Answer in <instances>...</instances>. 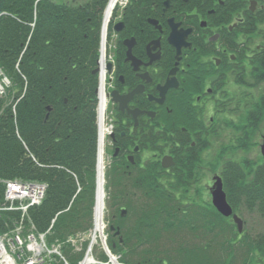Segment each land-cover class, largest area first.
<instances>
[{"label":"trees","instance_id":"16d2710c","mask_svg":"<svg viewBox=\"0 0 264 264\" xmlns=\"http://www.w3.org/2000/svg\"><path fill=\"white\" fill-rule=\"evenodd\" d=\"M182 1L171 0L172 9L163 15L164 0H127L120 14L125 24L120 35L144 32L155 36L157 31L147 22L149 17L162 24L165 34L166 17L174 14L173 8L183 9L192 3ZM107 2L0 0V68L11 82L6 95L0 97V206L4 203L2 180L45 182L43 200L28 207L24 223L31 222L36 232H44L54 218L46 241L58 242L69 264H78L82 259L88 243L84 234L93 225L98 102V74L93 69L97 67L102 15ZM117 19L115 10L107 32L108 41L115 36L114 53L118 41L112 26ZM161 41V60L169 61L170 46L165 37ZM263 103L258 100L255 110L242 115L245 122L233 131L232 148L218 151L219 160H223L226 198L233 212L238 214L244 208L262 218L264 158L260 154L253 157L247 154L258 145L256 139L264 128ZM111 111L115 137L113 104ZM134 132L141 134V127ZM148 132L155 135L160 131ZM111 158L104 173V188L109 196L107 200L105 197L108 208L105 234L107 246L117 255L119 263L235 264L237 245L245 246L241 264H258V255L264 259V234L246 242L245 238H239L244 236L243 230L239 233L232 219L213 207L206 209L201 205L200 211L191 212L183 211L181 204L177 208L173 193L166 195L162 179L149 177L150 170L144 179H131L129 174L122 175L120 180L118 159ZM137 184L142 189L139 195H133L128 187ZM121 205L126 208L124 216L120 215ZM19 218V211L0 210V233L13 229ZM111 224L113 230L109 229ZM226 227H231L228 233H224ZM117 228L119 233L115 234ZM215 230L221 238L216 247ZM211 234L212 239L207 242H195ZM80 235L85 238L77 250L69 238ZM215 248L216 251L220 248L219 252ZM92 251L100 261L96 264H109L103 249L96 251L93 246ZM41 264L65 263L55 258Z\"/></svg>","mask_w":264,"mask_h":264},{"label":"flooded vegetation","instance_id":"af4514ba","mask_svg":"<svg viewBox=\"0 0 264 264\" xmlns=\"http://www.w3.org/2000/svg\"><path fill=\"white\" fill-rule=\"evenodd\" d=\"M169 9H172L171 0L166 10ZM166 10L162 8L163 15ZM173 12L170 16L179 21L181 27L191 28L186 38L190 46L182 48L177 62L175 49L166 40L169 27L162 34L161 23V29L151 24L157 31L153 37L144 32L120 35L124 22L116 34L118 50L110 89H115L119 98L112 103L117 133L112 147L118 149L115 155L118 176L121 180L122 175L130 174L131 179L138 180L145 178L146 171L150 170L149 177L162 179L166 195L173 193L176 207L181 204L183 211L191 212L200 211L202 205L217 211L212 204V190L216 178L220 177L226 193L223 160L220 170L210 173L208 182L201 188L206 177L201 173V157L212 145L216 154L223 148L218 146L223 144L232 148V134L225 139V131L238 128L241 124L237 118L256 109L253 100L264 102V92L258 90L259 85L264 84V0H192L190 6L174 7ZM170 16L166 17V23ZM162 37L170 46L169 61L161 60ZM129 38L134 39L131 48L134 61L125 59L123 42ZM157 38L159 45L153 47L152 41ZM157 52L159 58L149 62V54ZM167 80L169 86L163 101L150 99V96L159 98L157 86ZM134 90L136 92L120 108L122 96ZM140 127L141 134L134 132ZM149 130L160 132L151 135ZM129 156L133 162L129 161ZM128 188L131 194L139 195L142 186ZM206 193L209 206H205L206 199L202 197Z\"/></svg>","mask_w":264,"mask_h":264},{"label":"rangeland","instance_id":"374dc122","mask_svg":"<svg viewBox=\"0 0 264 264\" xmlns=\"http://www.w3.org/2000/svg\"><path fill=\"white\" fill-rule=\"evenodd\" d=\"M120 1V0H119ZM118 1V4H117V8H115L116 12L117 13H121L120 11L122 10V7L124 6L123 3H120ZM119 16V15H118ZM114 43H115V36L113 35L111 37V39L108 41V59L107 61H114ZM111 78H112V74H107L106 76V86L108 87H111ZM99 80V79H98ZM260 86V88L258 89V87ZM259 86L256 87V89H258L261 92H264V84H260ZM107 87V89H108ZM262 90V91H261ZM256 95V94H255ZM256 100H253V105L257 106V103H256ZM111 103L109 101V99L107 98V109H106V128H107V132H106V144H105V159H106V169H108L109 167V163L111 162V157H112V142H111V138L109 137V132L111 130V125L110 123L112 124L113 122L110 120V117L112 116V111H111ZM237 122L238 124L240 125L241 123H244L245 120L242 118V116H239V118H237ZM247 123V122H246ZM264 126V125H263ZM233 131H237V128H234L232 129V131H225L224 134H226L225 136V139L229 138V135L230 134H233L234 132ZM263 131V129H262ZM262 131L261 133L258 135L257 137V143L258 145L253 147V149L247 154L249 155L250 157H253L254 155H257V154H260V144H261V134H262ZM225 146V144H223ZM224 146H218V148H221V147H224ZM218 156V158H217ZM201 163H202V166H201V173L203 176H206L205 179L203 180V183L201 182V188L205 187V184L208 182V177L211 176L212 172H214L215 169H217V171L220 170V160H219V155L216 154L215 152V146H211V150H208V152L202 154V157H201ZM211 173V174H210ZM207 178V180H206ZM106 200L108 199V190L106 189ZM200 195V194H199ZM205 194L202 195V197H204L206 199V203L207 201L209 200L208 198V194L206 193V196H204ZM201 197V195H200ZM120 198V196H119ZM201 202V201H200ZM210 202V201H208ZM205 203V204H206ZM209 203H207L205 206H209L208 205ZM121 208L125 206L121 205L120 206ZM240 215V217L243 219V237H239V238H245L246 242L247 241H251L253 239H257V235L258 234H264V218H262L258 213L256 212H250V211H247L246 209L242 208L240 210V213H238ZM108 217V208L107 206L105 205V208H104V223H105V226H104V238H105V242H106V234H105V229L107 228V221H106V218ZM224 225H226L227 223L224 222L223 223ZM228 226V225H226ZM204 228V227H203ZM231 228V227H230ZM229 227H226L224 231V233H228L229 230H230ZM92 229V228H91ZM90 229V230H91ZM88 230L87 233L90 231ZM202 230V229H201ZM204 231L205 228H204ZM215 232L217 233V235L215 237H213V241H214V246L216 247L217 246V240H221V238L219 239V235L218 234V231L215 230ZM223 232V231H222ZM85 233L84 235L88 237V234ZM81 236V235H80ZM209 239H212V234L209 235L208 237H205L204 239H196L195 242H198L199 243H204V242H207ZM87 240L89 241V238H87ZM98 243L94 245V249L96 247V251H98L100 248L103 249L102 245V241L98 238ZM189 240V239H187ZM104 241V239H103ZM212 246H213V243H212ZM237 251H236V254L235 255V259H234V263L235 264H241L245 258V253L243 251V249L245 248V246L243 247H239L237 245ZM220 248L216 251V248H215V251L216 252H219ZM243 251V252H242ZM215 253L212 252V255H214ZM219 254V253H218ZM227 255V254H226ZM216 256V255H215ZM221 256V255H220ZM222 256H225V255H222ZM219 258V256H218ZM96 259V258H95ZM256 261V259H255ZM258 263L259 264H264V259H262V256L261 255H258ZM91 264V263H90ZM92 264H95V263H92Z\"/></svg>","mask_w":264,"mask_h":264},{"label":"bare ground","instance_id":"6f19581e","mask_svg":"<svg viewBox=\"0 0 264 264\" xmlns=\"http://www.w3.org/2000/svg\"><path fill=\"white\" fill-rule=\"evenodd\" d=\"M119 0H108L102 18L101 26V42H100V55H99V71H98V103H97V162H96V189H95V206L93 213V225L91 229L92 243L97 242L99 238L102 242L104 239V208H105V144H106V109H107V92H106V63L108 59V42L107 32L108 24L113 12L114 7ZM224 191V190H223ZM225 192V191H224ZM104 236V237H103ZM93 256L90 249L82 259L81 264L93 263ZM113 264H119L116 258H112Z\"/></svg>","mask_w":264,"mask_h":264},{"label":"water","instance_id":"95a60500","mask_svg":"<svg viewBox=\"0 0 264 264\" xmlns=\"http://www.w3.org/2000/svg\"><path fill=\"white\" fill-rule=\"evenodd\" d=\"M163 5H164V10H166L169 6V0H165L163 2ZM147 21L150 24H152L155 28L161 29V26L158 24V21L155 18H148ZM167 23L169 26V32L167 35V42L169 43V45H171L175 49V59L177 62L180 59V53H181L182 48L190 46V43L187 42L186 38H187L189 32L191 31V28L181 27L180 22L175 21L173 17L167 18ZM122 26H123V21H117L113 25V29H114V31L118 32L121 30ZM123 43L126 46V52H125L126 57H125V59L126 60L131 59L132 61H134V57H133L132 52H131V48L134 44V39L133 38L125 39ZM152 43L154 44L153 47L158 46L159 45V38L153 40ZM149 56H150L149 62H151L152 60L159 58V52H157L155 54H149ZM106 69L109 73L111 72L112 63L110 61L106 63ZM98 70H99V67H96L95 69H93V72L94 73L98 72ZM173 70L174 69H172L170 71V73H172ZM168 86H169L168 80L166 81V83L164 85H162V86L158 85L157 88L159 89V98L158 97L154 98V97L150 96V99H154L158 103H161L164 99V92ZM136 90L128 93L125 96H122L123 106L120 105V108H123L125 106V103L132 97V94L134 92H136ZM107 95L110 96V100L112 102H116L119 100V98L117 96V92L115 89L111 90L109 93H107ZM150 115H153V113L151 112ZM134 117H136V115ZM134 124L136 125L137 122L135 121ZM110 137L112 139H114V134L112 132H110ZM117 150H118L117 148L114 149L113 156L116 155ZM260 153H261L262 157L264 158V129H263V132L261 134ZM129 160L131 162L133 161L131 156H129ZM162 164L163 165L165 164L164 159L162 161ZM216 179L217 180L214 183L213 190H212V204L215 206V208L217 209V211L221 215L226 216V217L231 215L232 220L236 224L238 232H241L242 226H243L242 219L236 213H233L232 207L228 203V201L226 199V194L222 189V183H221L220 177H217ZM125 212H126V209H122L121 215H124ZM109 228H110V230H113L114 226L111 224L109 226ZM118 233H119V229L117 228L115 231V234H118ZM119 240H121V237L119 238ZM108 256H109L110 262L112 263V258L114 256H112L109 252H108Z\"/></svg>","mask_w":264,"mask_h":264},{"label":"built area","instance_id":"2783aa9c","mask_svg":"<svg viewBox=\"0 0 264 264\" xmlns=\"http://www.w3.org/2000/svg\"><path fill=\"white\" fill-rule=\"evenodd\" d=\"M2 85L0 84V92H2ZM45 184L40 182H29L20 180L6 181L5 198L13 201L18 200L17 206H10L9 208H16L25 210L29 204L40 202L44 195ZM27 201V203H24ZM16 247L20 248L23 241L18 235L15 236ZM15 244V243H14ZM26 251L29 253L27 257L23 258L24 264L40 263L43 261L46 254L50 252L58 253L56 248L49 250L44 242L43 234L38 237L33 233H28L26 236ZM14 249H12V252ZM22 252V251H21ZM20 256H18L19 258ZM0 264H17L16 259L12 254H9L4 246L3 239L0 237Z\"/></svg>","mask_w":264,"mask_h":264}]
</instances>
